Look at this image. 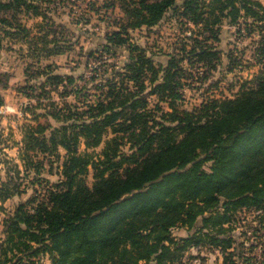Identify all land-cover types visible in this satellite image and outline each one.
Here are the masks:
<instances>
[{"label": "trees", "instance_id": "16d2710c", "mask_svg": "<svg viewBox=\"0 0 264 264\" xmlns=\"http://www.w3.org/2000/svg\"><path fill=\"white\" fill-rule=\"evenodd\" d=\"M50 1L0 0V28L18 37L21 25L8 9L44 21L41 4ZM120 2L126 19L106 34L114 47L87 56L99 65L125 46L128 56L120 69L109 60L92 68L87 82L95 92L49 70L34 85L24 70L17 91L36 104L24 109L16 160L0 161V201L33 193L4 220L0 264H42L45 255L51 264H172L177 251L208 243L222 264H264L230 232L236 212L254 211L264 223V71L233 97L181 107L188 78H207L222 55L234 66L232 54L218 48L223 24L253 36L252 56L264 65V0ZM167 12L180 25L181 45L160 63L129 41L128 29L158 26ZM59 87L62 105L51 95ZM177 226L189 231L179 245L171 233Z\"/></svg>", "mask_w": 264, "mask_h": 264}, {"label": "rangeland", "instance_id": "374dc122", "mask_svg": "<svg viewBox=\"0 0 264 264\" xmlns=\"http://www.w3.org/2000/svg\"><path fill=\"white\" fill-rule=\"evenodd\" d=\"M120 1L121 0H105V4L102 6L112 10H116L117 8L119 9L121 15L118 19L113 21L112 30L118 29L119 23L124 22L126 19L123 11L120 8ZM180 2H182V0H178V3ZM56 4L57 0H51L50 3L41 4L47 15L44 21L39 17H28L23 12H15L12 9H8V11L6 10L10 20H13V17H15L21 26L17 29L18 37H14L16 35L12 36L9 34L12 27L5 25L4 28H0V32L3 33V35L0 36V49H3V51L6 53L14 52L18 58V60L12 61L13 64H18L16 71H9L6 73L8 74V83H11V81L17 76L22 79V82L19 83L14 89V91L22 98L27 99L22 95L21 92L18 93L17 89L20 85L25 83L26 75L24 70H26V68L27 75L29 76V83H32L33 80L38 79L40 76H44L43 73L46 70H49L50 73L53 74L65 75L54 69L52 64H45V61L51 60L53 57L66 56L76 50V46L70 43V38L65 35L66 30L64 25L59 24L57 20H54L52 16L48 14L49 11L52 10V6H56ZM68 4H72V9H70V11L78 6L74 0H67V3L65 0H59V5L67 7ZM46 5L48 7H46ZM88 7L92 12L97 13L98 15V10L96 9L95 5H89ZM81 22L84 24L91 23L90 20L83 18L77 21V23ZM21 27H25L26 30H21ZM25 32L27 34L26 37L24 36ZM128 36L130 42L145 48L147 54L152 55L155 62L164 63L170 54L178 53L177 51L179 49V45H181L182 32L179 23H177L175 18L172 17L170 12H167L166 19L162 20L158 26H153L151 28L141 27L128 29ZM252 37L253 36H248L246 32L243 31L242 33H237L236 28L231 24H223L220 33V41L218 42V48L223 52H230L232 54V57L236 59L235 64H233L234 66L231 70H229L230 68L227 64L228 58L225 55H222L221 64H219L216 69L205 74L207 75V78L202 81L188 78L186 83L189 81L192 83V86H184L182 88L184 100L181 107L191 109L193 105L198 104L202 98L207 96L233 97L237 95L241 89L245 87V85H248V82L251 81L256 74L264 71V65L257 63L252 56V49L254 47L255 39ZM137 38H139L141 42H135ZM4 41H11V43L5 47ZM18 45H23L19 51H17ZM91 50L92 49H88L85 53L84 49L80 48L77 52L78 58L81 61L83 67L88 69L90 73L93 71L91 67L92 64H98L94 56L88 58L87 53ZM106 56L110 57L108 62H113L115 64V69H120L123 65V61L128 56V50L126 46L120 47L114 57L109 56V54H105V57ZM4 62L7 63V60ZM111 64L109 65L108 70L111 69ZM37 65L42 66L37 67ZM88 76L89 75L86 76L82 73L79 77L75 78H78L79 80H77V83L82 85L84 82H86L83 91L93 93L96 91V89L93 88V83L95 82H87ZM5 78L6 75L4 73L0 74V84L5 80ZM60 91H62L61 87H59L58 90H52V99L56 101L61 99L59 96ZM65 98L67 101H74L72 96H67ZM154 99L155 97L152 96L151 101ZM162 105L164 104L162 103ZM9 135L10 137L14 136V134L11 132ZM109 135L110 134L105 135L103 142H101L97 147L90 149V151H99L104 145V140L108 138ZM19 136L21 139V129ZM20 139H14L13 141H19ZM5 145L7 144L5 143ZM5 148H9L10 152H12L13 148H15L14 155L11 158L16 160L17 147L14 146V144L11 146L8 144V146ZM80 150H84L83 145L80 146ZM3 173L4 172L2 171V174ZM43 175L49 178L51 181H56L58 178L57 174H50L46 171H43ZM85 178L88 185H91L93 182L91 168H89ZM24 182L26 181L24 180ZM32 193V188H28L27 192L21 197H13L5 200L4 202L0 201V244L1 240L5 236V218L13 211L15 205L19 201L25 200ZM231 226L232 229L230 232L233 234V236L238 241L243 240L245 243V245L241 246L240 249L245 250L247 254H254L260 261L264 262V223L259 222L255 212H236ZM171 233L179 245L181 244V238L186 237L189 231L186 227L177 226L171 229ZM246 246L249 248L246 249ZM222 259L223 258L219 249L214 245L212 246L209 243L205 245L197 244L177 251L172 264H222ZM253 260L255 261V258H253L252 261ZM40 262L42 264H51L47 255L41 256ZM139 264H154V260L151 259L147 263L141 261Z\"/></svg>", "mask_w": 264, "mask_h": 264}, {"label": "clouds", "instance_id": "9594fccd", "mask_svg": "<svg viewBox=\"0 0 264 264\" xmlns=\"http://www.w3.org/2000/svg\"><path fill=\"white\" fill-rule=\"evenodd\" d=\"M65 2L67 3V0ZM74 2L78 6L70 11L72 4L64 7L59 5V0H57L56 6H52V10L48 14L59 24L64 25L65 35L70 38L69 42L76 46V50L63 57H53L51 60L45 61V64H52L54 69L61 74L79 77L82 73L86 76L91 73L83 67L79 60L78 50L83 48L86 53L88 49L98 51L105 47H114L108 44L107 35L111 34L113 21L118 19L121 14L118 8L112 10L102 7L105 0H74ZM89 5H95L98 15L89 9ZM46 7L48 6L46 5ZM81 18L90 20L91 23H77ZM2 35L3 33L0 32V36ZM135 42L141 41L137 38ZM10 43L11 41H4V46L7 47ZM22 47L23 45H18L17 51ZM109 59L110 57L106 56L101 64L93 63L91 67L93 69L99 68ZM5 60L7 63L4 62ZM16 60L18 58L14 52L6 53L0 49V74L9 71L15 72L18 64H13L12 61ZM41 66L37 65V67ZM44 79V76H40L33 80L32 84L39 85ZM21 82L22 79L17 76L11 83L0 84V161L7 160L14 155L15 148L10 152L9 148H5L4 145L8 143L11 146L14 139H20L19 132L25 121L24 109L36 104V101L22 98L14 91ZM47 102L45 101V103ZM65 102V100H57V103L61 105ZM10 132L14 136L10 137ZM16 163L19 164L20 161L17 160ZM3 169L4 163L0 162V174H2Z\"/></svg>", "mask_w": 264, "mask_h": 264}]
</instances>
